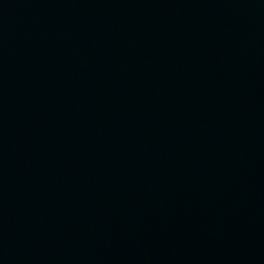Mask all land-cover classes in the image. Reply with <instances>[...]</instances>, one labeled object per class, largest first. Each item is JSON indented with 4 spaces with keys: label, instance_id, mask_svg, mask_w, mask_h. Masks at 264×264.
Returning a JSON list of instances; mask_svg holds the SVG:
<instances>
[{
    "label": "water",
    "instance_id": "water-1",
    "mask_svg": "<svg viewBox=\"0 0 264 264\" xmlns=\"http://www.w3.org/2000/svg\"><path fill=\"white\" fill-rule=\"evenodd\" d=\"M0 264H264V0H0Z\"/></svg>",
    "mask_w": 264,
    "mask_h": 264
}]
</instances>
